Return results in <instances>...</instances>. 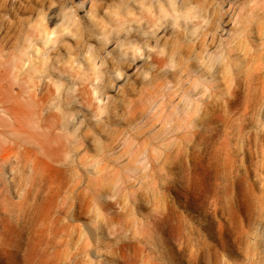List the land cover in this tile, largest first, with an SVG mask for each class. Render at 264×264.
Wrapping results in <instances>:
<instances>
[{"label": "rangeland", "instance_id": "rangeland-1", "mask_svg": "<svg viewBox=\"0 0 264 264\" xmlns=\"http://www.w3.org/2000/svg\"><path fill=\"white\" fill-rule=\"evenodd\" d=\"M263 2L264 0H237L240 7L247 4L246 11L252 12L253 15H261L260 6ZM126 5L133 12L132 19L143 24L145 18L141 19L140 14H148L140 12L136 5L132 6V0H0V38L7 40L6 43L0 40V84L2 85L0 98L9 105L14 101L15 94L20 91L18 100L24 110H29L30 103H32L30 101L31 92H35L37 96L43 92L48 97L47 110L44 109L48 121H54L53 116L59 114L56 112L57 106L60 107L64 118L62 121L64 125L51 130L45 137H38L44 140L43 151L46 152V155L43 156L37 147H33L29 165L32 166L33 163L35 170L26 168L22 173L23 177L34 176L36 178L37 187H34V193L40 203L37 202L38 212L40 215L42 214L39 218V221H42L34 227V232L30 233L26 247L29 249L38 248L44 264H106V261L111 258V254L106 249L111 246L103 238L101 225L106 226L104 231L115 228V231L120 232L121 236L127 239L132 233L126 229L121 231L122 226L128 222L134 223L145 219L140 216L128 217L123 212L114 216L108 211V207L102 200L103 193L114 189L118 190L119 178L122 176L123 170L114 159L109 157L108 149H111L112 155L115 156L119 154L117 149L120 151L123 149L121 143L109 144L107 141H96L87 135V138L83 136L85 140L83 138H77V141L72 140L75 141V146L70 147L75 148L74 153L71 152L63 156V152L56 150L59 144L57 136L64 135L61 128L71 131L73 119L77 123L83 120L86 126L97 123L94 117H99L105 123L109 122L111 110L105 105L104 97H114V90L91 87L93 74L92 70L86 68V59L90 54L94 55L92 57L94 73L96 52L104 45L103 38L108 36V39L112 41L107 44L106 48L107 51H112L115 48L114 37L119 33L123 39L122 36L127 32V28L131 29L128 38L135 39L139 45L144 43L138 33L149 31L148 26L140 31L134 30L133 26L130 28L127 24L118 27V19L123 20L126 17L123 12ZM154 12L153 10L152 14L156 16ZM231 16V13L225 16L224 22L228 23ZM90 18L95 24L93 27L90 26ZM133 24L135 23L133 22ZM165 25L167 24L158 28L154 35L160 39L161 46L166 42L170 46L169 56L172 55V49L180 47L184 49L187 45L193 46L192 56L197 53L203 55L202 49L206 44H203L201 48H196L181 40L180 45L184 47L177 45L175 41L168 39L173 36L175 29L172 26L165 27ZM228 27L231 28L232 25L229 23ZM249 30L256 35L253 39L247 40V43L243 39L239 40L236 44L237 50L231 59L246 69L247 76L243 82L244 90L247 93H259L261 89H264V85L253 79L252 75L260 73L264 81V54L258 48V27L253 24ZM45 33H47L46 37ZM27 36L32 41L22 53V61H19L18 50L27 46ZM8 37L11 39H7ZM148 41L151 45H155L154 39L148 37ZM208 50L212 51L211 48ZM147 55L145 53V56ZM169 56H166L168 60L161 67V72L173 70V68L165 67L169 62ZM156 58L159 56L153 53L147 65L144 60H136L131 67L128 64L123 65L127 76H132L138 66H144L143 70L150 72L153 77V80L146 83V81L137 80L135 76H132V79L136 81L134 87L137 91L130 94L126 89L127 99L134 100L137 96H142L144 102V99L150 94L155 95L159 93V90L167 92V88L173 85L174 81L170 72L160 75L159 69L155 70L154 60ZM179 59L190 63L191 66L198 65V60L190 59L184 52L177 51L172 61L174 69L180 66L177 64ZM15 62L21 64L18 78L15 77V71H13ZM191 69L193 68L191 67ZM154 71L158 73L155 74ZM70 75L74 78L72 79ZM167 81H171V83H164L165 86L159 88V83ZM32 82L35 83L33 91L28 90ZM123 83V80L117 81V87ZM11 85L13 88L10 89ZM79 88H84L87 94L81 93V91L79 93ZM58 89L60 90L59 96L57 95ZM108 103L112 104L113 101L109 100ZM116 107H119V104ZM106 112L109 115H105ZM249 114L250 110L248 113H243L240 121H236L233 116L234 127L240 128L245 134ZM236 115H241V111ZM0 118H2L1 123L6 125L5 129L10 130L12 128L10 119L2 109H0ZM142 122L137 121L136 126L138 127ZM81 131L83 132V129ZM29 133L30 129L23 126L17 138L25 142L30 141ZM117 133H121L119 137L127 136L126 130L122 128L117 129L114 135ZM143 138L140 137V140ZM256 139L261 144V154L256 164L258 170L251 172L234 189L235 194L237 191L241 200L246 197L253 208L264 204V134ZM11 140L12 138H6L0 134V148ZM90 141L94 144V148L91 150L88 147ZM76 148L78 149L76 150ZM66 159L68 162L64 163L63 161ZM127 160L128 156L124 155L121 164L125 165ZM103 167L106 172L101 170ZM0 170L4 175L11 172V170L2 167ZM135 195L137 199L143 200L150 211V215L146 217L150 223L148 243L144 245L132 241L135 264H203L205 253L211 255L213 252L220 257L221 264H240V262L230 259L227 254V244L230 245L231 238L233 243H237L244 233L243 218L232 207L231 210L213 213L210 211L211 204L207 197L201 195L193 202L190 197L184 196L177 184L169 188H161L156 191L155 196L150 197H147L148 194L143 186L142 191ZM7 198L10 203L15 205L14 207L20 200L17 192L9 191ZM82 202L87 204V222L94 235L89 234L83 224L77 222L79 217L74 219L72 216L71 208ZM133 203L132 199L124 201L117 199L116 203L110 206L116 207V204L131 205ZM163 206L173 212L175 224L181 226L180 232L172 234L152 232L151 219L154 209L159 207L161 210L164 209ZM7 207L9 206L0 204V221L5 225L3 228L5 233L8 231L6 225L17 218L14 214L9 215L5 212ZM261 218L264 219V213ZM137 231L139 232L140 229ZM10 238L7 234L0 237V264H29V252H26L23 258L18 257L14 246L11 247L10 257L2 255V247L7 248L10 242L16 244L17 238L13 237L11 240ZM240 250L245 256L244 264H246L245 247L242 245ZM93 252L96 253L95 258L92 256ZM257 256L259 257L258 253Z\"/></svg>", "mask_w": 264, "mask_h": 264}, {"label": "clouds", "instance_id": "clouds-1", "mask_svg": "<svg viewBox=\"0 0 264 264\" xmlns=\"http://www.w3.org/2000/svg\"><path fill=\"white\" fill-rule=\"evenodd\" d=\"M169 2L171 5L169 12H173L175 9V0H169ZM179 3L182 8L183 25L174 21L171 26L175 31L173 36L168 37V39L175 41L177 45H180L181 40L189 45H194L200 40L207 42L206 46L202 49V56L197 53L189 57L190 59L198 60V68L201 70V76L207 81L206 86L202 87L197 96L199 110L203 113L209 105L211 106L208 109L206 118L202 119L198 124L199 136L197 137L196 143L192 145V173L194 177L200 176L202 178L204 191L208 197L213 195L217 183H219L220 189L222 190L221 194L223 195L226 194L230 181L225 176L219 175L215 167L210 165L207 159H204L209 149L207 144L201 143V138L211 135L213 129L219 130L220 125L215 123L213 119L217 108H225L229 115L234 116L236 121H240L243 113L241 115H236V113L239 112L242 105L246 104L251 105V111L248 116L246 135H236V144L239 150L242 151L243 140L250 136L259 138L264 134V89L260 90L259 93H247L243 87L246 69L230 58L234 50V45L239 40L243 39L247 43V40L253 39L256 35L249 30L253 24L259 29L258 48L264 49V15H253L252 12H247L248 5L245 4L244 7H240L237 0H179ZM225 5H227V8H225ZM261 10L264 11V8ZM229 13L232 16L228 23H225L223 18L228 16ZM229 23L232 25L231 28L228 27ZM130 33L131 29L124 34L123 39L117 33L114 37L115 48L112 51L106 50L107 44L112 41L108 39V36H105L103 38L104 45L96 52L95 56V74L92 77L91 87L103 88L105 90L112 89L115 93L114 97H104L105 105L111 110L109 122L105 123L99 117H94L97 123L86 126L83 120L77 123L73 119L71 121L73 124L71 131L61 128L64 135L57 136V143L70 142L88 135L96 141L120 144L121 140L117 139L114 134L117 129L122 128L126 130L127 137H144L148 142L144 145L145 152L142 154L143 159L141 160L140 169L137 170V175H129L127 166L121 164L124 153L120 149H117L119 154L115 156L112 155L111 149H108L109 157L114 159L116 164L123 170V178L119 182L118 190L114 189L102 194L104 204L114 216H118L120 212H123L128 217L140 216L145 219L134 223L128 222L122 226L121 231L126 229L132 233L127 239L122 237L120 232L115 231V228L104 231L106 226L101 225L103 238L111 246L109 249H106L111 254V258L106 261V264H135L132 241H135L137 244L146 245L148 239H150L148 237L150 223L146 219L150 215V211L145 206L143 200L137 199L135 194L142 191L145 174L149 170V145L152 143L157 145L151 151L158 157L161 151L172 143L171 140L165 139L167 133L164 132V129L168 124L165 112H168L169 116L176 114V109L180 103L177 102V104L173 105L170 99L158 98V104L153 102L152 105H148L143 102L142 96H137L134 100L127 99L126 89L130 94H134L137 91L134 87L136 81L132 79V76H135L137 80L142 79L146 82L150 81L152 77L150 72L143 70L144 66H138L136 72L132 73V76H127V73L123 70V65L128 64L131 67L136 60H144L145 65H147L153 53L159 57L169 56L170 47L167 42L161 46L160 39H157L154 34H152L151 38L155 40V45H151L148 41L150 34L147 32L138 33V36L144 40L142 45L133 44L128 41ZM209 37H211L210 41L208 40ZM7 39H11V37ZM0 40H3L5 43L7 42L3 38H0ZM209 48L212 49L211 52H209ZM176 52V49H172L169 62L165 65L166 68L174 69L172 61L175 58ZM129 53L132 55L129 56ZM145 53L148 55L145 56ZM53 71L56 70L53 69ZM120 80H123L124 83L117 87V81ZM237 81H239V85H237ZM234 86H238L240 89L236 94L232 92V87ZM173 91L176 95H181L182 92V90L176 91L175 89ZM59 92L60 90L58 89V96ZM172 98L174 99L175 97ZM109 100H112L113 103L109 104ZM65 103H67V100H65ZM117 104H119V107H116ZM45 110H47V106H45ZM195 110L196 106H194L193 112ZM56 112L61 113L59 106L56 107ZM105 115H109V113L106 112ZM62 116L63 113H61ZM177 119L184 125V130L197 127V124L193 122L191 113L182 111L177 116ZM137 121L143 122L137 127ZM157 125H160V127H157ZM81 129H83V132ZM49 132L50 129H44L40 133H37V135L45 137ZM88 147L91 150L94 148V144L90 141ZM63 162L67 163L68 161L66 159ZM156 162L158 163V160ZM4 163L7 165V161ZM184 173L185 169L183 162H181L173 173L176 177V182L183 181ZM18 176L21 177V180L17 184L16 191L20 197L18 203L22 204L25 192L32 178L23 177L18 165L14 166L8 175H4L3 171L0 170V182L5 187L15 183ZM117 199L122 201L132 199L134 203L131 205L116 204V207H111L110 205L116 203ZM232 208L243 218L244 233L237 243H233L231 238L230 245L227 244L229 258L240 262V264H244L245 256L240 250L243 245L247 252L246 264H254V262L255 264H264V219L261 218L262 213H264V204L253 208L247 198L245 197L241 200L236 191L235 197L232 200ZM86 212L87 204L83 202L71 208L73 218L76 219L79 217L77 222L83 224L89 234L94 235L88 225ZM161 224L157 225L158 230ZM4 227L5 225L0 221V237L7 234L10 237L17 238L15 251L18 257L23 258L25 253L29 252V264H44L38 248L29 249L26 247L33 227L29 218L21 216L9 222L6 225L8 229L7 233L3 231ZM137 229H140V231L138 232ZM92 256L95 258L96 253L93 252ZM203 264H221L220 257L215 252L211 255L205 253Z\"/></svg>", "mask_w": 264, "mask_h": 264}, {"label": "bare ground", "instance_id": "bare-ground-1", "mask_svg": "<svg viewBox=\"0 0 264 264\" xmlns=\"http://www.w3.org/2000/svg\"><path fill=\"white\" fill-rule=\"evenodd\" d=\"M135 5L137 6L140 12H146L149 15L148 16V15L140 14L141 19L145 18L143 24H141V22L138 20L132 19L133 12L126 5L125 9H123V12H125L126 15L125 17L126 19L125 18L123 20L118 19L119 20L118 27L127 24V26H129L130 28L131 26H133L134 30L140 31L141 29L146 28L148 26L149 31L146 32L150 34L149 38H151L152 34H154L158 30V28H160L163 24H167L165 25V27L171 26L172 23L176 21L179 22L181 25H183L182 8L180 6L179 0H175V9L173 12H169V8L171 7L169 0H146V1L132 0V6ZM262 8H264V2L260 6V10ZM153 10L155 11L154 13L156 14V16L152 14ZM261 15H264V11L262 10H261ZM91 18H90V26L93 27L95 24L92 22ZM132 21L135 24H133ZM95 22L97 23V21ZM128 30L129 29L127 28V32ZM46 36L47 33H45V37ZM26 39H28L27 46H24L22 47V49L20 48L18 50L17 58L19 61H22L21 55L23 52H25V50L28 48L29 44L32 41L29 36H27ZM210 40L211 37H209V41ZM128 41L133 44H137V42H135V39L128 38ZM203 44H206V41L200 40L194 44V47L201 48ZM192 48L193 46L187 45L186 48L184 49L183 48L181 49L180 47V48H176V50L178 52H184L186 57H190L192 56ZM236 50L237 47L236 45H234V50L231 53V57L234 56ZM260 50L262 51V53H264V49H260ZM131 55L132 54L129 53V56ZM93 56H94L93 54H90L87 57L86 68H88V70H92V74L94 75L95 72L93 73L94 69L92 63ZM167 60L168 58L166 56L159 57L154 60V63L156 65L155 70L159 69L160 75H162L165 72H170V71L161 72V67L164 65V63ZM177 64L180 66L171 70L170 72L171 78L173 79L174 82H172L173 83L172 86L167 88L168 91L162 92L163 90L162 91L159 90V93L155 95L150 94L148 97L144 99V103L148 105H152L153 102L158 104L159 103L158 96L159 98H164L165 100L170 99L173 105L177 104V102H180L179 106L176 109V114L169 116V113L165 112V117L168 119V124L164 129V132L167 133L165 139L171 140L172 143L169 144L166 149H163L158 157L155 156V154L151 151V149H154L157 145L154 143L149 145V156H150L148 161L149 170L148 173L145 174V180L143 183L145 191L148 194L147 197L155 196L156 191L161 188H169L170 186L177 184L179 186V189L182 190L184 196L186 198L190 197L191 200H193V202L194 200L197 199V197L201 195L207 197L211 204L210 211L213 213L217 211L231 210L232 200L235 197V192H234L235 187L238 186L241 180L246 179V177L251 172H257L258 170L256 164L261 154V147H260L261 144H259V141L255 137L250 136L247 139L243 140L242 151H240L236 144V135L239 134L241 136H245L246 134L240 128L234 127L233 116L229 115L226 112L225 108H217L213 115V119L215 123L220 125V128L219 130L213 129L211 135L201 138V143L207 144L209 149L204 159H207L209 161V164L215 167V170L219 175L225 176L226 179L230 181V184L228 185L226 194L222 195L221 194L222 190L220 189L219 183H217L213 195L211 197H208L204 191L202 178L200 176L194 177L192 173V167H193L192 145L196 143L197 137L199 136L198 124L202 119L206 118V116L208 115V109L211 108V106L209 105L206 111L202 113L199 110L198 102H197V96L199 95L202 87L206 86L207 81H205L204 78L201 76V70L198 68V65L191 66L190 63L183 62L181 59L178 60ZM191 67L194 70L191 69ZM20 68H21L20 62H15L13 66V71H15L16 78H18V75L20 73ZM154 72L155 74L158 73L157 71ZM246 76L247 73L245 72V78ZM252 76L253 79L259 81L261 85L262 84L264 85L263 83L264 81L262 80L263 76L260 73H253ZM70 77L72 79L74 78L72 75H70ZM171 81L159 83V88L165 86L164 83H171ZM34 85L35 83L32 82V84L29 85L28 90L33 91ZM237 85H239V81H237ZM1 88L2 85L0 84V90ZM11 88H13L12 85L10 86V89ZM84 88L81 89L79 88L78 92L80 93L81 91V93L87 94V91ZM174 89L176 91L182 90L181 95H176L175 92L173 91ZM239 90L240 89L238 86L232 87L233 94H236ZM76 93L77 92H75V94ZM19 95H20V91L15 94V96L13 97L14 101L9 105L5 103L6 101L4 99L0 98V109H2V111L7 114V117L10 119V123L12 127L10 130L5 129L6 125L1 123L2 118H0V134L6 136V138L7 137L12 138L11 141H8L4 146L0 148V167L12 170L14 166L18 165L22 174L23 172H25L26 168H30V169L33 168V163L32 166L29 165L30 153H32L33 147L34 148L37 147V149L43 156L46 155V152L44 153L43 151L44 140L42 138L39 139L38 137L41 136L37 135V133H40L44 129H50L51 131L57 128L58 126L60 127L64 125V122H62L64 118L63 116L61 117L60 115L61 113H59L53 116L54 121L52 122L48 121V118L45 117L46 111H44L48 100V97L46 96L45 93L41 92L40 95L37 96L35 92H31L30 101L32 103H30L31 106L29 110L23 109L22 104L18 100ZM172 97L175 98L173 99ZM194 106H196V110L193 112ZM249 110L251 111V106L246 104V105H242L239 111H241V113H248ZM182 111L192 114L193 122L197 124L196 128L184 130V125L181 123L180 120L177 119V116L180 115ZM23 126H27V128L30 129V133H29L30 141L25 142L17 138ZM158 127H160V125H158ZM177 129H182V130H177ZM119 135H121V133H117L115 137L117 139H121V144L123 147L121 152H123L124 155L128 156L127 163L125 164L127 166L128 174L137 175L138 174L137 170L140 169L141 160L143 159L142 154L145 152L144 145L148 142L144 138L140 140V137L126 136L127 137L126 139V137H123L124 135L122 137H119ZM84 138H87V135H85ZM75 141L77 140L75 139ZM74 142L70 141V142L59 143L57 145L58 148L56 149L57 152L60 151L63 152V156L73 152L75 148L70 146L72 145L75 146ZM132 145L133 147H131ZM77 149L78 148H76V150ZM104 158L106 157L104 156ZM157 160L158 163L156 162ZM5 161H7V165H5L4 163ZM181 162H183L185 173H184L183 181L176 182V177L173 173L174 170L181 164ZM32 170L34 171L35 169L33 168ZM101 170L105 171V167L101 168ZM241 173H243V175H241ZM31 178H32L31 182L27 187V191L25 192L23 203L22 204L18 203L16 207H14L15 205H13L8 201L7 193L9 191L17 192L16 187L17 184L20 183L21 177L18 176L16 178V182L13 184H9L7 187H5V185L2 182H0V204L3 203V205L5 204L9 206L5 208V212H7L9 215L14 214L17 218L21 216L29 218L33 226L32 231L34 232L33 230L34 227L39 222L42 221V220L39 221V218L42 214L40 215V212H38L39 199L37 200V197L34 193V187L36 186V178L34 176H32ZM122 178L123 177L121 176L119 180H121ZM40 182L42 183V181ZM29 200L31 201L30 203ZM33 201H35V203H33ZM162 208H164V206ZM164 209L160 210L159 207H156L154 209V215L151 219L152 232L155 233L160 231V232H165L167 234L180 232L181 226L179 224L177 225L175 224V216L173 215V212L170 209H165V210ZM158 224H161L159 230L157 229ZM15 245L16 244H11L10 242L7 248L2 247L1 248L2 255L4 257H10L9 255L12 254L11 247L13 246L15 247Z\"/></svg>", "mask_w": 264, "mask_h": 264}]
</instances>
